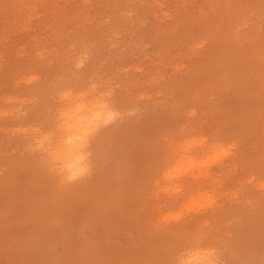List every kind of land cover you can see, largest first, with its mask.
Here are the masks:
<instances>
[{"label":"rangeland","instance_id":"rangeland-1","mask_svg":"<svg viewBox=\"0 0 264 264\" xmlns=\"http://www.w3.org/2000/svg\"><path fill=\"white\" fill-rule=\"evenodd\" d=\"M28 2L0 0V94L15 93L23 112L47 102L57 82L82 87L97 80L115 90L113 104L126 114L96 138L95 173L69 188L41 170L28 144L0 134V264L150 259L157 237L144 219L142 177L160 133L175 131L196 108L201 129L231 121L226 138L260 140L261 0H44L49 6L31 22ZM213 3L233 7L216 12L209 27L202 13ZM237 29L243 47L233 42L234 55L222 59L220 42ZM31 75L40 79L17 87ZM205 151L183 158L193 181L177 177L165 207L178 210L198 195L194 176L201 174ZM262 170L259 147L245 146L216 174L228 176L241 195L212 221L231 230L241 258L257 261L264 248Z\"/></svg>","mask_w":264,"mask_h":264},{"label":"snow or ice","instance_id":"snow-or-ice-1","mask_svg":"<svg viewBox=\"0 0 264 264\" xmlns=\"http://www.w3.org/2000/svg\"><path fill=\"white\" fill-rule=\"evenodd\" d=\"M48 6L44 0H29L24 6L27 20L39 19ZM231 7L230 3H213L207 6L212 11L203 12L202 17L209 27H213L217 21L215 13ZM261 11L264 17V0H261ZM243 40L238 29L230 30L220 42V57L230 59L235 52L233 42L243 47ZM207 43L205 40L200 46ZM260 55L264 93V19L261 22ZM39 79V75L25 77L17 82V87H31ZM114 94L115 90L109 89L106 82L97 80L82 87L57 82L47 102L20 112L16 106L17 95L5 91L0 94V134L28 144L31 152L38 154L42 171L51 175L61 187H72L95 173L97 166L92 149L96 138L126 114L114 106ZM185 117L179 128L162 131L152 143L142 177L148 202L144 219L157 237L151 249L152 258L122 264H264V248L259 261L241 258L231 230L225 233L212 222L226 205H238L241 195L228 176L216 174L236 161L245 146L249 151L259 147L264 157V127L257 143L238 135L226 138L225 132L231 127V121L211 130L201 129L196 108L187 110ZM201 147L206 151L199 164L201 174L194 178L198 195L186 200L184 207L178 210L165 207L163 201L172 195L171 184L177 177L193 181V169L183 158ZM259 190L264 197V170Z\"/></svg>","mask_w":264,"mask_h":264},{"label":"bare ground","instance_id":"bare-ground-1","mask_svg":"<svg viewBox=\"0 0 264 264\" xmlns=\"http://www.w3.org/2000/svg\"><path fill=\"white\" fill-rule=\"evenodd\" d=\"M82 62H83V58L81 57V58L79 59L78 65L82 64ZM85 115L88 116L89 114H88V113H85ZM104 118L106 119L107 117L105 116ZM190 161H192V160H190ZM195 162H196V161H195ZM193 165H196V164H193ZM193 165H191V166H193ZM194 177H195V176H194ZM192 196H193V195H192ZM194 197H195V195H194Z\"/></svg>","mask_w":264,"mask_h":264}]
</instances>
